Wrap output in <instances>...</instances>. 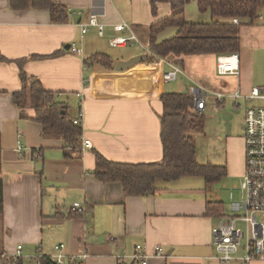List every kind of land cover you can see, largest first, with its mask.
Returning a JSON list of instances; mask_svg holds the SVG:
<instances>
[{
	"label": "crops",
	"instance_id": "0c3cea01",
	"mask_svg": "<svg viewBox=\"0 0 264 264\" xmlns=\"http://www.w3.org/2000/svg\"><path fill=\"white\" fill-rule=\"evenodd\" d=\"M51 1L67 7L66 22L52 23L46 9L14 10L9 0H0V54L5 58L0 61V238L4 253L15 256L18 245L21 252L31 246L36 248L33 261L37 264L41 254H53L54 246L63 244L64 261L69 264H74L69 255L81 253L88 254L84 264H128L135 246L140 245L147 264H220L212 242V228L219 216L206 214L207 203L219 199L214 192L210 195L211 186L207 188L202 177H181L158 184L146 196H125L119 182L94 177L95 152L114 162L159 161L161 96L165 92L191 93L201 88L222 93L220 110L227 105L238 107L244 118L247 107L257 105V100L246 95L252 87L264 84V22L258 19L249 24L241 19L240 50L232 54L236 56L231 62L233 70L221 74L218 57L231 55L149 59V27L172 13L167 0ZM189 2L184 5V19L204 23L196 20H202L208 10L198 8L197 16H186ZM91 13L104 24L105 36H99L94 27L80 32L78 24ZM229 19L210 15L209 21ZM120 22L131 27L136 41L118 46L122 51L110 57L96 40L107 42L112 34L127 35L115 29ZM177 30L166 27L158 33L157 42L173 37ZM89 33L87 52L83 40ZM72 43L82 50L81 55L70 51ZM134 43L138 50L125 49ZM98 54L106 55L108 61ZM138 56L131 66L115 68L116 62ZM85 59H89L88 68ZM174 68L178 69L175 78L165 80L164 73ZM20 71L27 82L36 78L46 90L57 92L58 100L65 97L73 118L81 111V141L89 140V146L81 143L72 151L63 139L42 135L40 124L33 120L34 111L19 108L13 101L12 94L23 86ZM235 92L241 96L234 98ZM70 95L76 105L74 114L69 112ZM207 103L212 111L214 100L209 98ZM243 135L226 141V174L221 180L242 178ZM74 204L82 206L83 212H72ZM158 246L162 255L155 254ZM247 264L264 261L254 259Z\"/></svg>",
	"mask_w": 264,
	"mask_h": 264
},
{
	"label": "trees",
	"instance_id": "16d2710c",
	"mask_svg": "<svg viewBox=\"0 0 264 264\" xmlns=\"http://www.w3.org/2000/svg\"><path fill=\"white\" fill-rule=\"evenodd\" d=\"M172 13L155 21L149 27V59L168 55L189 54L232 55L240 50L239 29L244 22L254 23L264 16V0H197L200 10H208L211 16L230 18L229 21L211 20L204 23H191L184 19V5L190 0H167ZM9 7L19 9H46L52 23H64L68 19L67 7L51 0H9ZM236 18L238 23L231 20ZM166 27H177L175 35L157 42V35ZM57 52L52 53L55 55ZM104 61L108 57L98 54ZM97 57V56H95ZM94 57V59H96ZM5 60L0 54V61ZM93 60V59H91ZM89 59H85L87 64ZM23 60L19 61V64ZM177 63H181L177 61ZM23 86L12 94L19 108L29 107L34 111L33 120L40 124L42 135L64 140L66 147L74 151L81 146L82 130L73 122L64 101L57 99V92L46 90L40 80L31 78L20 71ZM30 79V78H29ZM85 82V81H84ZM160 140L162 158L151 163L114 162L95 152L94 177L101 182H119L125 196H146L163 182L181 177H202L206 187L221 181L226 174L225 165L199 163L196 159V142L191 131L204 129L205 116L194 108L191 93L165 92L161 96ZM63 110V111H62ZM65 154H68L67 152ZM1 171V145H0ZM2 213V179L0 177V216ZM206 214H223L220 202H208ZM0 264H23L22 257L4 256L0 238ZM37 264H57L49 255L42 254Z\"/></svg>",
	"mask_w": 264,
	"mask_h": 264
},
{
	"label": "built area",
	"instance_id": "2783aa9c",
	"mask_svg": "<svg viewBox=\"0 0 264 264\" xmlns=\"http://www.w3.org/2000/svg\"><path fill=\"white\" fill-rule=\"evenodd\" d=\"M259 20L264 22V16L260 15ZM233 23H238L236 18L232 19ZM82 34L87 33L90 27H94L99 36L106 35L104 24L98 20L96 14L91 13L88 19L78 24ZM115 29L118 32H126L123 34H112L107 36V42L111 47L124 46L132 44L136 41V36L131 27L126 22L116 24ZM70 51L81 55L82 50L75 43L70 44ZM235 55L218 57L217 69L221 74L231 72L232 61ZM85 64V63H84ZM86 68L90 63L85 64ZM177 68L173 71L164 73L165 80L175 78ZM194 100V108L197 111H204L209 108L207 99L214 100L213 109H218V105L222 102L224 94L218 92H206L201 88L191 89ZM234 98L241 96L239 92L232 94ZM248 99L264 101V84L251 88ZM264 104V103H262ZM82 117L81 111L73 119L75 124H80ZM245 128H244V171L241 178L240 192L241 200H234L233 192L229 193L231 200V214L219 216L215 226L212 228V242L216 251V258L220 264H247L249 261L258 259L264 261V105L249 106L245 110ZM89 140L84 139L83 146H89ZM22 145L18 142V149ZM82 206L74 204L71 207L72 212H83ZM242 222L246 229H240L237 224ZM244 240V241H243ZM63 244H57L53 248V254L50 258L60 264L65 258L62 253ZM140 245H136L130 262L132 264H147L145 253L139 252ZM21 245L17 246L16 256H19ZM156 255H162V250L158 246L155 250ZM42 255V254H41ZM40 255V256H41ZM4 256H7L4 253ZM87 253L77 255H69L68 260L74 264H84Z\"/></svg>",
	"mask_w": 264,
	"mask_h": 264
},
{
	"label": "rangeland",
	"instance_id": "374dc122",
	"mask_svg": "<svg viewBox=\"0 0 264 264\" xmlns=\"http://www.w3.org/2000/svg\"><path fill=\"white\" fill-rule=\"evenodd\" d=\"M199 11L196 2L192 1L189 2L188 5L185 7V14L186 16H197ZM210 12L207 11L204 15L201 16L202 20L196 21H209L210 19ZM257 22V21H256ZM90 36V33L85 36L83 40V44L86 42V39ZM96 43L104 45L108 51V55L118 53L122 51L118 47L111 48L108 46L106 39H98ZM137 43V42H136ZM82 44V45H83ZM133 47L129 46L125 49H137L139 48L138 44L132 45ZM130 47V48H129ZM86 51L87 43H85ZM104 51V50H103ZM68 99L69 112L74 114L76 105L74 104L73 96L70 95ZM63 101L67 102L66 98H62ZM264 101L257 100V105H264L261 104ZM256 105V103H255ZM78 107V106H77ZM228 105L225 108L220 110V106L218 109H212V111L208 110V108L203 112L205 116V125L203 130L199 131H191V135L195 138L196 142V159L199 163L205 164L210 163L213 165L224 164L225 153L227 150V139L230 137H238L241 136L244 132L245 124L243 118V112L238 110V107H233L229 109ZM218 110H220L218 112ZM245 116V115H244ZM223 136V137H221ZM241 177L239 179L229 178V180H221L211 185V193L214 192V195L219 199L218 202L222 205V211L225 214H231L232 211L230 209L231 200L229 199V193L233 192L234 200H241V192H240V185H241ZM237 226L245 230L246 226L242 222H238ZM1 228V226H0ZM244 241V240H243ZM36 247V246H35ZM36 249V248H35ZM34 247L25 246L23 252L20 251L19 255L21 256L23 253V264H35L33 261L35 253L33 252ZM53 251V250H52ZM60 264H69L67 260H63Z\"/></svg>",
	"mask_w": 264,
	"mask_h": 264
},
{
	"label": "water",
	"instance_id": "95a60500",
	"mask_svg": "<svg viewBox=\"0 0 264 264\" xmlns=\"http://www.w3.org/2000/svg\"><path fill=\"white\" fill-rule=\"evenodd\" d=\"M140 58H141V56H138V57L130 58V59L125 60V61H118L115 64V68L117 70H121V69L127 68V67L131 66L135 61H137ZM128 264H132V262H129Z\"/></svg>",
	"mask_w": 264,
	"mask_h": 264
}]
</instances>
